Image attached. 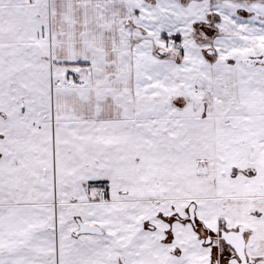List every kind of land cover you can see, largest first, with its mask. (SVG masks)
Instances as JSON below:
<instances>
[{
	"label": "snow or ice",
	"instance_id": "snow-or-ice-1",
	"mask_svg": "<svg viewBox=\"0 0 264 264\" xmlns=\"http://www.w3.org/2000/svg\"><path fill=\"white\" fill-rule=\"evenodd\" d=\"M0 264H264V0H0Z\"/></svg>",
	"mask_w": 264,
	"mask_h": 264
}]
</instances>
